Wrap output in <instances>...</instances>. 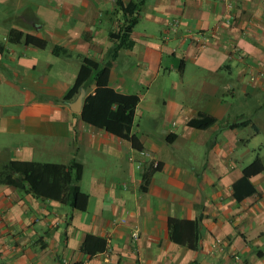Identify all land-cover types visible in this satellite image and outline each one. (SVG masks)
Listing matches in <instances>:
<instances>
[{"label":"crops","instance_id":"1","mask_svg":"<svg viewBox=\"0 0 264 264\" xmlns=\"http://www.w3.org/2000/svg\"><path fill=\"white\" fill-rule=\"evenodd\" d=\"M114 7L0 0V172L75 160L87 194L80 210L0 182V264H264V0H144L112 58ZM80 56L136 95L138 147L71 109L93 81L64 99Z\"/></svg>","mask_w":264,"mask_h":264},{"label":"trees","instance_id":"2","mask_svg":"<svg viewBox=\"0 0 264 264\" xmlns=\"http://www.w3.org/2000/svg\"><path fill=\"white\" fill-rule=\"evenodd\" d=\"M144 0H136L129 8H124L121 0H115V7L110 19L116 22L115 28L109 29L108 36L112 41L111 57L114 58L118 50L131 48L133 38L131 32L138 21L139 11ZM108 63L98 62L88 56H80L78 73L64 95L67 101L72 100L88 81H93L95 87L92 93L83 97L79 116L85 123L109 131L118 137L128 140L138 147L136 137L130 134L137 97L134 94H123L115 91L108 84ZM214 122L212 117H199L191 121L196 127H206ZM231 124L230 126L238 125ZM157 167V163L155 165ZM261 169L260 159H255L243 169V179ZM82 173V165L71 160L68 164L40 161L11 160L0 172V182L16 187H24L26 191L35 195L57 199L69 203L73 208L83 210L87 203V194L78 187ZM179 224L183 221L177 220ZM195 227L196 223L186 222ZM198 235V231H196ZM171 237L172 236L171 233ZM92 240L102 241L98 237L86 235L82 248H90ZM99 249L104 244L97 246Z\"/></svg>","mask_w":264,"mask_h":264},{"label":"water","instance_id":"3","mask_svg":"<svg viewBox=\"0 0 264 264\" xmlns=\"http://www.w3.org/2000/svg\"><path fill=\"white\" fill-rule=\"evenodd\" d=\"M82 96H83V92L81 91L78 96L76 97V99L72 102V110L73 111H80L81 109V105H82Z\"/></svg>","mask_w":264,"mask_h":264},{"label":"built area","instance_id":"4","mask_svg":"<svg viewBox=\"0 0 264 264\" xmlns=\"http://www.w3.org/2000/svg\"><path fill=\"white\" fill-rule=\"evenodd\" d=\"M154 164L156 165V162ZM132 237H133V239H137L138 235H137L136 231L132 232Z\"/></svg>","mask_w":264,"mask_h":264}]
</instances>
